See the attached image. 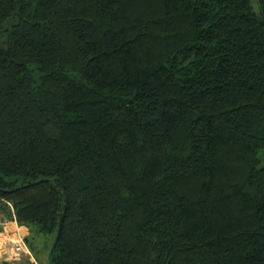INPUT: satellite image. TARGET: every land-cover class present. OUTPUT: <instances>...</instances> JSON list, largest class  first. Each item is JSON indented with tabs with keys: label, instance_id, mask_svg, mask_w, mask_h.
I'll return each instance as SVG.
<instances>
[{
	"label": "trees",
	"instance_id": "obj_1",
	"mask_svg": "<svg viewBox=\"0 0 264 264\" xmlns=\"http://www.w3.org/2000/svg\"><path fill=\"white\" fill-rule=\"evenodd\" d=\"M262 151L264 0H0V214L50 264H264Z\"/></svg>",
	"mask_w": 264,
	"mask_h": 264
},
{
	"label": "rangeland",
	"instance_id": "obj_2",
	"mask_svg": "<svg viewBox=\"0 0 264 264\" xmlns=\"http://www.w3.org/2000/svg\"><path fill=\"white\" fill-rule=\"evenodd\" d=\"M264 151L261 152L263 154ZM3 216V215H1ZM14 232H17V230L20 231L18 228L12 229ZM11 231V229H10ZM5 232L0 236V262L2 260H9L15 263H18V261L21 262V264H50L49 263V250H50V244L46 245L44 244V239L41 238L39 235H33L30 237V244L33 246V250H31V255L21 253L20 255L16 256L18 258H15V254L12 250V245L9 243L10 233L13 232ZM23 234V233H22ZM28 247V246H27ZM29 248V247H28ZM30 250V249H29ZM34 257L36 260V263L31 262L30 258Z\"/></svg>",
	"mask_w": 264,
	"mask_h": 264
},
{
	"label": "built area",
	"instance_id": "obj_3",
	"mask_svg": "<svg viewBox=\"0 0 264 264\" xmlns=\"http://www.w3.org/2000/svg\"><path fill=\"white\" fill-rule=\"evenodd\" d=\"M6 232V229L4 227V231L0 232L1 234H4ZM10 237L9 239V243L12 245V250L14 252V256L15 258H18L16 256L20 255L21 253H25L28 255H31V252L29 250V248L27 247V244L25 243L24 239L26 237V235H22L21 233L17 232H11L10 233Z\"/></svg>",
	"mask_w": 264,
	"mask_h": 264
},
{
	"label": "crops",
	"instance_id": "obj_4",
	"mask_svg": "<svg viewBox=\"0 0 264 264\" xmlns=\"http://www.w3.org/2000/svg\"><path fill=\"white\" fill-rule=\"evenodd\" d=\"M3 214H0V217L3 218V222H4V227L6 229L7 232L10 231H13L12 229L14 228H18L20 229V231L23 233H21L22 235H27L29 233V229L26 227V226H23V225H19L16 221H14L13 219L11 218H7V217H4V216H1ZM10 231V232H11ZM18 231V230H17ZM19 232V231H18ZM20 233V232H19ZM2 236V234L0 235ZM33 262V263H36V260L34 259V257L30 258V263ZM18 263H20V261H18Z\"/></svg>",
	"mask_w": 264,
	"mask_h": 264
},
{
	"label": "water",
	"instance_id": "obj_5",
	"mask_svg": "<svg viewBox=\"0 0 264 264\" xmlns=\"http://www.w3.org/2000/svg\"><path fill=\"white\" fill-rule=\"evenodd\" d=\"M9 215H12V214L9 213ZM3 231H4V222H3V218L0 217V232H3ZM59 234H60V227H59L57 236L55 238V241H54V243L52 245L51 252H53L54 248L56 247V244H57V241H58V238H59ZM0 264H16V263H13L12 261H9V260H2L0 262Z\"/></svg>",
	"mask_w": 264,
	"mask_h": 264
},
{
	"label": "flooded vegetation",
	"instance_id": "obj_6",
	"mask_svg": "<svg viewBox=\"0 0 264 264\" xmlns=\"http://www.w3.org/2000/svg\"><path fill=\"white\" fill-rule=\"evenodd\" d=\"M13 263H15V262H13ZM16 264H21V262L20 263H16Z\"/></svg>",
	"mask_w": 264,
	"mask_h": 264
}]
</instances>
